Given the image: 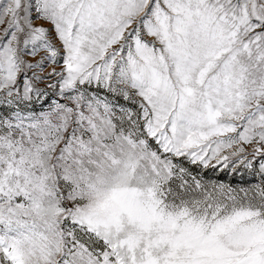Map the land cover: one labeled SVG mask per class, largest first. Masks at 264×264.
<instances>
[{
  "label": "snow or ice",
  "instance_id": "snow-or-ice-1",
  "mask_svg": "<svg viewBox=\"0 0 264 264\" xmlns=\"http://www.w3.org/2000/svg\"><path fill=\"white\" fill-rule=\"evenodd\" d=\"M0 264H264V0H0Z\"/></svg>",
  "mask_w": 264,
  "mask_h": 264
}]
</instances>
